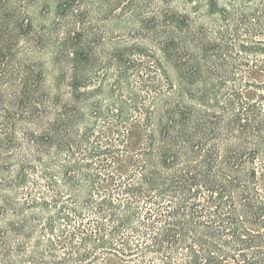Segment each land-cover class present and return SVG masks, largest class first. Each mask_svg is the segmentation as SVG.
<instances>
[{"label": "trees", "instance_id": "1", "mask_svg": "<svg viewBox=\"0 0 264 264\" xmlns=\"http://www.w3.org/2000/svg\"><path fill=\"white\" fill-rule=\"evenodd\" d=\"M0 0V264H264V0Z\"/></svg>", "mask_w": 264, "mask_h": 264}, {"label": "rangeland", "instance_id": "2", "mask_svg": "<svg viewBox=\"0 0 264 264\" xmlns=\"http://www.w3.org/2000/svg\"><path fill=\"white\" fill-rule=\"evenodd\" d=\"M183 2L184 0H172V5L180 9V7H183L182 6ZM109 264H130V263H109Z\"/></svg>", "mask_w": 264, "mask_h": 264}]
</instances>
